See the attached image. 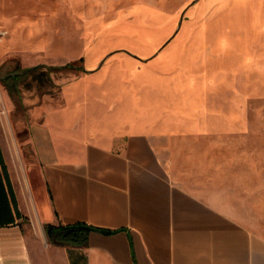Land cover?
Returning a JSON list of instances; mask_svg holds the SVG:
<instances>
[{
    "label": "rangeland",
    "instance_id": "rangeland-1",
    "mask_svg": "<svg viewBox=\"0 0 264 264\" xmlns=\"http://www.w3.org/2000/svg\"><path fill=\"white\" fill-rule=\"evenodd\" d=\"M48 115L167 134L176 177L264 236V0H0V126L24 164Z\"/></svg>",
    "mask_w": 264,
    "mask_h": 264
},
{
    "label": "crops",
    "instance_id": "crops-1",
    "mask_svg": "<svg viewBox=\"0 0 264 264\" xmlns=\"http://www.w3.org/2000/svg\"><path fill=\"white\" fill-rule=\"evenodd\" d=\"M121 125L45 116L27 127L26 164L0 126V264H264V236L176 177L167 134ZM47 225L92 230L54 244Z\"/></svg>",
    "mask_w": 264,
    "mask_h": 264
},
{
    "label": "trees",
    "instance_id": "trees-1",
    "mask_svg": "<svg viewBox=\"0 0 264 264\" xmlns=\"http://www.w3.org/2000/svg\"><path fill=\"white\" fill-rule=\"evenodd\" d=\"M43 68L48 72L81 69V67L76 66L75 63H66L65 65L53 66V67L35 66L26 69V71L21 75H26L31 71H35L37 69H43ZM9 77L13 78L14 80L17 79L16 78L17 76L12 77L10 75L6 76L5 78H9ZM5 78L3 80H5ZM5 86L7 91L10 92L11 88L9 87V85L6 83ZM45 228L50 241L54 244H83L84 233H86L89 230H92L90 227H86L85 225H70L65 227H53L47 225Z\"/></svg>",
    "mask_w": 264,
    "mask_h": 264
},
{
    "label": "water",
    "instance_id": "water-1",
    "mask_svg": "<svg viewBox=\"0 0 264 264\" xmlns=\"http://www.w3.org/2000/svg\"><path fill=\"white\" fill-rule=\"evenodd\" d=\"M102 62H100V65H101ZM28 69V68H27ZM26 71V69L24 70H20V71H16V72H12V73H9L7 75H1V79H4L6 76H12V77H15V76H18V75H21L22 73H24Z\"/></svg>",
    "mask_w": 264,
    "mask_h": 264
}]
</instances>
